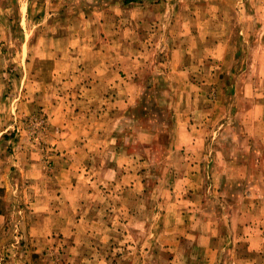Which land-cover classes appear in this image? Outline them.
Wrapping results in <instances>:
<instances>
[{
	"label": "rangeland",
	"instance_id": "obj_1",
	"mask_svg": "<svg viewBox=\"0 0 264 264\" xmlns=\"http://www.w3.org/2000/svg\"><path fill=\"white\" fill-rule=\"evenodd\" d=\"M100 1L108 0H0V264H203L205 250L188 246L189 241L204 239L195 230L205 229L207 223L213 225V232L209 233L213 259L208 264H237L238 258H258L260 254L251 251L249 243L264 232H247L250 227L264 231V185L257 179L256 197L252 198L253 185L249 182H223L236 180L235 170L224 169L228 178L215 184L210 183L212 169L195 170L194 185L183 186L186 195L199 197L192 204H183L187 210L194 209V215L188 212L186 218H180L173 210L163 215L165 208L171 209L172 197L179 190L174 179L177 161L181 159L172 147L176 127L173 108L167 102L190 91V95L198 94L201 99L215 98L217 92L202 85L192 90L153 85L162 79L166 82L164 71L172 70L177 62H199L206 77L204 57L194 56L196 50L205 49V42L194 40L191 33L195 25L202 28L204 37L205 8L197 9L194 19H189V15L186 20L189 10L172 5L178 0L137 1L136 5L144 6L165 1L166 8L159 12L150 10L145 15L149 20L163 16L162 23L152 25L158 32L149 31L147 22L130 25L132 18L142 21V10H119L115 25L79 24V7L85 6L83 11L92 15L93 7ZM66 11L73 15L62 18ZM172 16L182 20L168 25ZM169 27L172 31L191 27L190 35L182 31L190 38L175 40L169 35L161 41ZM97 32L102 33L103 39ZM87 35H91L89 39H82ZM105 35L108 39H104ZM247 43L235 40L233 52L243 45L246 49ZM108 47L119 48L116 52L123 54H130L133 47L136 54L116 58L122 68L116 80L126 79V62L131 61L143 64L132 68L143 70L133 77L150 82L148 88L134 90L138 99L132 107V120L127 121L126 128L130 129L115 131L123 147L134 152L129 157L119 155L118 161L127 162L128 173L145 182V195H132L131 202L116 198L107 184L94 183L99 170L82 168L83 162L78 163L73 153V146L90 139L84 138L85 121L78 116L84 85L90 76L82 72V66L109 60L86 55ZM172 49L181 52L176 59L169 56ZM243 59L247 62V58ZM215 67L219 70L221 65ZM140 109L142 116L137 114ZM193 155L205 163L203 152ZM69 165H77V173L69 174ZM213 168L214 172L223 170L221 163ZM249 171L252 172L247 169V175ZM69 176L73 182L62 185ZM74 187V195L62 197L71 208L55 210L52 196L59 197ZM148 195L150 199L146 200ZM164 197L167 202H163ZM207 213L215 215L213 220H205Z\"/></svg>",
	"mask_w": 264,
	"mask_h": 264
},
{
	"label": "crops",
	"instance_id": "obj_2",
	"mask_svg": "<svg viewBox=\"0 0 264 264\" xmlns=\"http://www.w3.org/2000/svg\"><path fill=\"white\" fill-rule=\"evenodd\" d=\"M137 1L139 0L129 4L126 3L127 5H124L120 0L100 1L93 7L92 15L83 11L85 6L84 8L79 7V11L82 13H79L78 23L99 26L103 24L115 25L119 10H129V13L133 10H142V21H138L139 18H132L131 22L129 21L130 25L138 26L147 22L149 31H160L152 29V25L162 23V20H165L163 16L160 17L161 20L160 18L149 20L145 18V15L150 10L159 12L166 8L165 1L153 6L136 5ZM174 4L181 9L189 10L187 11L186 20L194 19L192 15L198 13L197 9L205 8L204 37L200 30L202 28L198 29L195 25L192 26L191 33L194 40H204L205 42V49L200 46L202 50H196L197 53L194 56L204 57L207 66L206 77L200 71L199 62L196 65H192L194 61L184 64L177 62L172 70L164 71L165 73L162 75L167 83H163V79L158 80L153 87L162 88L164 86L163 88H173L175 90H192L202 85L203 88L217 92L215 98L201 99L198 98V94L190 95L192 94L190 91L186 96H182L181 93L180 98L177 96L172 102H167L173 108L171 112L176 127L173 132L172 147L173 151L180 154L181 159L177 161L176 169L178 173L174 179L176 188H179V190L172 197L171 209L165 208L163 215H169L168 213L173 210V213H177L180 218H186L188 212L194 215L195 210H187L183 207V204H192V202L199 199V197L194 198L192 193L186 195V189L183 187L184 185H194L193 180L196 174L193 171L195 170H202L203 168L213 170L215 165L217 167V164L221 163L222 171L214 172L211 170L210 183L213 184L214 182L215 184L222 179H227L226 176L229 175L224 174V169L235 170L236 180L223 182L234 185L249 182L253 185L250 196L252 198L256 197L255 179L264 185V0H195L194 2L178 0L173 1L172 5ZM190 10L194 11L190 12ZM71 15L68 11H66V14L62 12V18H68ZM189 15L190 18L188 19ZM106 16H109V18H106ZM181 20V17L172 16L168 25L171 22H173L172 25H175ZM190 28L174 29L173 31L170 27L166 28L161 41L168 39L169 35H173L175 40H181L183 36L184 38H190L183 34V32H186L190 35ZM129 31L133 34L132 27ZM97 34L100 40L103 39L101 38L102 33L97 32ZM90 36H84L82 39L87 40ZM109 38L113 39L111 36ZM104 39H108L107 35ZM147 40L145 41L144 38L145 42ZM235 40L237 42L246 41L249 44L247 43L246 49L242 44L244 47L236 49V54H234L233 42ZM133 47L130 54L116 52V49L119 48L112 47L94 49L86 54L90 57L110 59L99 60L100 64L95 66H82V72L86 76L87 74L90 76L84 85L85 91L81 96L78 116L83 117L85 121V127H83L84 138L90 139L83 144H79L78 147H76L77 145L73 146V153H76L78 163L83 162L82 168L99 170V177L93 179L94 183L107 184L110 187L111 194H115L116 198L119 200L125 199L127 202H131V197H134L132 195H137V198L145 195V182L141 177H135L128 173L127 162L120 163L118 161L120 156H133L134 152L127 146L123 147L121 139L119 140L117 136L119 133L117 134L115 131L118 128H122L124 132L130 129L126 128L129 127L127 121L132 120L130 119L133 111L132 107L138 99V96L135 97L133 94L134 90L146 89L150 85V82L139 81L133 77L135 73H140L143 70L133 71L132 68H137L143 64L131 61L126 62L127 72L125 73L129 74L126 79L116 80L118 79L116 75L118 70L122 69L118 66L116 58L118 56H135ZM180 53V50L172 49L169 56L176 59V56ZM231 56L233 57L231 58ZM230 58L231 62H229ZM235 58H237V61ZM243 58H247V62L243 61ZM215 64L221 65L219 67L220 71L218 67H215ZM185 65L191 66L185 67ZM219 73L222 74L220 80H218ZM201 78L205 79V82H202ZM137 114L139 116L144 115L143 110H138ZM63 142L65 143V141ZM200 152L204 154L205 163H201V157L198 158L193 155ZM188 153H191L190 157H188ZM227 153L230 154L227 155ZM244 154H249V157L245 158ZM231 158L233 160H230ZM68 169L69 174L77 173L75 171L77 165H69ZM247 169L252 170V172L249 171V175L246 173ZM238 170H242L241 173ZM71 177L63 179L62 185H69L70 182H73L70 179ZM74 192L75 187L69 188V191L62 193L59 197L52 196L51 202L55 210L59 207L63 211L66 208L70 209L71 206L68 201L62 197L68 194L74 195ZM78 196L81 201L82 198L79 194ZM77 199L72 200L71 203L73 204ZM149 199L148 195L146 200ZM165 201L167 202V197H164L163 202ZM56 203L60 205H56ZM214 217L215 215L207 213L205 220H213ZM179 222L182 223L183 221ZM181 225L184 226L183 223ZM212 226L207 223L205 229L195 230L196 233L204 235L203 240H198L197 243L194 240L189 241L190 246L188 247L205 250L203 264H208V260L212 257L213 243L210 241L211 236L209 235L213 232ZM252 231L256 234L264 232L259 227L247 229V232ZM258 237L257 240L249 243L250 250H257L256 253L260 254L257 256L258 258H254L252 261L251 259L249 261V259L238 258L236 260L237 264H264V235Z\"/></svg>",
	"mask_w": 264,
	"mask_h": 264
},
{
	"label": "trees",
	"instance_id": "obj_3",
	"mask_svg": "<svg viewBox=\"0 0 264 264\" xmlns=\"http://www.w3.org/2000/svg\"><path fill=\"white\" fill-rule=\"evenodd\" d=\"M133 1H136V0H124L125 3H130V2H133Z\"/></svg>",
	"mask_w": 264,
	"mask_h": 264
}]
</instances>
